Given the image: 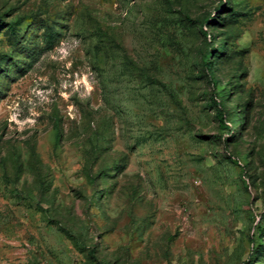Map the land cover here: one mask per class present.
I'll list each match as a JSON object with an SVG mask.
<instances>
[{
    "label": "rangeland",
    "instance_id": "374dc122",
    "mask_svg": "<svg viewBox=\"0 0 264 264\" xmlns=\"http://www.w3.org/2000/svg\"><path fill=\"white\" fill-rule=\"evenodd\" d=\"M0 264H264V0H0Z\"/></svg>",
    "mask_w": 264,
    "mask_h": 264
},
{
    "label": "trees",
    "instance_id": "16d2710c",
    "mask_svg": "<svg viewBox=\"0 0 264 264\" xmlns=\"http://www.w3.org/2000/svg\"><path fill=\"white\" fill-rule=\"evenodd\" d=\"M204 63H205V66L206 67H208V62L207 61H204ZM217 117H218V119H219V121L222 123V116H221V114L218 112V114H217Z\"/></svg>",
    "mask_w": 264,
    "mask_h": 264
}]
</instances>
